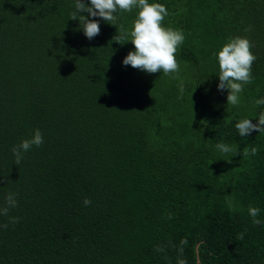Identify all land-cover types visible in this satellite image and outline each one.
<instances>
[{"label": "trees", "instance_id": "16d2710c", "mask_svg": "<svg viewBox=\"0 0 264 264\" xmlns=\"http://www.w3.org/2000/svg\"><path fill=\"white\" fill-rule=\"evenodd\" d=\"M149 3L185 36L178 78L123 64L134 45L113 37L138 9L117 26L82 13L100 23L89 40L75 0H0V206L18 201L0 216V264H197V245L198 264H264V133L235 127L264 112V0ZM237 36L257 59L230 106L216 54ZM36 129L43 144L16 165Z\"/></svg>", "mask_w": 264, "mask_h": 264}, {"label": "clouds", "instance_id": "9594fccd", "mask_svg": "<svg viewBox=\"0 0 264 264\" xmlns=\"http://www.w3.org/2000/svg\"><path fill=\"white\" fill-rule=\"evenodd\" d=\"M75 11L70 14V19L79 20L85 36L91 40L100 34V23L91 17H99L104 21L116 25L119 12H131L134 8L138 9L136 18L133 22L131 30H127L123 25L119 26V34L113 39L120 44L131 41L134 50L130 51L123 59L125 66H132L135 69L154 74L162 72L164 75H172L178 78L180 66L176 59V52L179 45L185 40V36L179 30L170 27L166 28L162 25L165 17L168 15V9L161 3H149V0H90V4L85 0H75ZM88 13L89 16L82 13ZM117 26V25H116ZM129 37H131L129 39ZM254 45L246 37L237 36L232 38L223 45L221 50L216 54L219 65V84L218 90L223 92L228 90L227 105L237 106L240 103V94L244 90V85L252 82V65L257 57L251 51ZM177 74V75H173ZM181 97L184 92L183 82L179 84ZM257 105H264V98L256 101ZM253 123L252 119H242L235 124V127L241 137L249 136L253 131L264 133V112H262ZM43 134L36 129L30 139H24L20 144L12 148L15 156V164L19 165L23 159V154L28 152L33 146L39 147L43 144ZM216 148L224 154L230 153L233 149L224 143H218ZM257 149H251V155H255ZM243 156H248L249 151L246 148ZM4 206H0V216H7L11 209L18 206L16 194L9 193ZM90 199L84 200V205L89 206ZM260 210L256 207H249V215L253 218L254 225H260L262 221L257 219ZM171 219V216L168 217ZM19 217H11L12 224L19 222ZM7 228V224L0 225ZM238 239H243L240 234ZM186 243V241H182ZM160 250V249H157ZM178 264H186L184 260H180Z\"/></svg>", "mask_w": 264, "mask_h": 264}, {"label": "water", "instance_id": "95a60500", "mask_svg": "<svg viewBox=\"0 0 264 264\" xmlns=\"http://www.w3.org/2000/svg\"><path fill=\"white\" fill-rule=\"evenodd\" d=\"M196 251H197V256H198V259H197V264H198L200 262L199 253H198V245L196 246Z\"/></svg>", "mask_w": 264, "mask_h": 264}]
</instances>
